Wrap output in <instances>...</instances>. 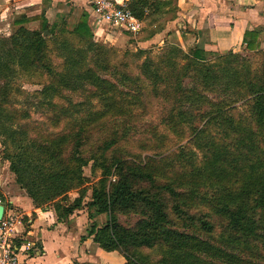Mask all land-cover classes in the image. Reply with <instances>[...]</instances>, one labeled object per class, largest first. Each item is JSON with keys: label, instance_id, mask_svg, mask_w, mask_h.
<instances>
[{"label": "trees", "instance_id": "obj_1", "mask_svg": "<svg viewBox=\"0 0 264 264\" xmlns=\"http://www.w3.org/2000/svg\"><path fill=\"white\" fill-rule=\"evenodd\" d=\"M128 3L144 20L162 1ZM37 19L41 29L26 27ZM14 24L8 37L0 35V94L19 67L41 72L46 82L36 92L40 104L56 113L54 126L64 120L56 130L33 132L13 125L10 115L0 121L3 158L36 206L53 205L59 220L87 207V235L105 250H121L124 264H264V160L247 159L257 139L247 124L264 132V49L257 29L244 33L247 53L167 45L169 50L156 55L138 50L145 56L132 69L112 61L106 46L93 39L85 12L72 28L50 23L44 11L15 15ZM57 26L81 45L61 40L52 49L43 34ZM5 103L0 97V109ZM241 106L247 115L239 118ZM152 107L160 125L179 135L189 130L190 136L173 156L143 160L124 146L164 144L153 121L152 139L136 138L140 109ZM210 124L238 133L234 148L210 136ZM188 144L197 145L202 156ZM89 161L100 178L87 187L83 167ZM88 188L92 198L85 201ZM74 189L79 195L71 197ZM199 202L212 214L189 208ZM101 213L108 219L98 224ZM120 215L132 216V223H123ZM157 246L161 256L155 263L139 251Z\"/></svg>", "mask_w": 264, "mask_h": 264}, {"label": "crops", "instance_id": "obj_2", "mask_svg": "<svg viewBox=\"0 0 264 264\" xmlns=\"http://www.w3.org/2000/svg\"><path fill=\"white\" fill-rule=\"evenodd\" d=\"M160 1L159 9L151 11L142 20L141 33H145L139 39L142 47L160 45L172 39L186 51L191 47H199L209 51L241 52L247 50L243 40L245 31L257 29L260 46L264 49V0ZM42 11L50 23H66L70 28L76 25L85 12L89 24L95 25L97 31L119 40L130 37L128 32L118 29L108 32L105 26L110 24L95 19L90 0H0V28L6 24L12 30L15 14L33 16L40 15ZM38 21L27 23L37 25ZM0 195L23 215L24 222L19 226L21 241L31 240L33 243L29 250L20 254L21 264L126 262V255L121 250H105L93 240V236L87 235L90 221L87 207L78 208L59 220L53 205L34 204L25 189L15 181L9 161H2L1 157Z\"/></svg>", "mask_w": 264, "mask_h": 264}, {"label": "rangeland", "instance_id": "obj_3", "mask_svg": "<svg viewBox=\"0 0 264 264\" xmlns=\"http://www.w3.org/2000/svg\"><path fill=\"white\" fill-rule=\"evenodd\" d=\"M8 17H11V15H9ZM25 25L30 29H41L40 21H38L37 25H34L32 23H27ZM90 26L93 32L92 33L93 39L106 46V48L109 50V53H111L110 54L111 60L125 61L132 69L135 68V63L136 62L141 63V61L144 59L145 56V54L139 55L138 50L140 49H146L147 51L150 50L153 52V54L156 55L163 53V51L169 50L168 49L169 45H177L176 43H174V40L170 39V40H166L160 45L153 44L147 47H142L139 44V39L142 38L141 36L142 34L145 35V33H141L143 28L137 33H131L129 31H125L118 27H112L110 25L105 26V29L108 32H111L112 29L114 30L118 29V30H122L123 32H128V34H130V37L127 38L126 40H119V39H115L112 36H107L100 31H97L96 30L97 27L95 25H92L91 23ZM14 29L15 26H13V29L11 30L8 26H6V24H4L0 28V35H2L3 37H8V35ZM45 31L43 35L48 36L51 39L50 47L52 49L53 48L55 49V45H56L55 43L61 40L73 42V44L77 47L81 45V43L77 40L75 35L70 34L65 30L63 31L61 27L57 26L52 30L51 33H49V30H45ZM55 51L53 52V58L55 60V63L59 64L60 60L57 57ZM243 53H247V52L244 51ZM257 58H259V56H257L256 59ZM45 79H46L45 75L42 74L41 72L24 71L23 68L19 67V70L16 71V73L12 77V81L10 82L8 89L4 93L0 94V97H3L7 101V103L4 104V108L0 109V121L1 118H3L4 116L10 115L12 117L13 125L24 126L25 128L28 127L32 132L35 130L46 131V129L56 130L58 129V127L60 128L64 120L57 126H54V123L57 118L56 113L50 112L46 105L40 104L42 97H40L36 93L37 91L43 88V85L46 82ZM187 81H188L187 83H191L189 82L188 79ZM209 95L211 97L214 96V94L212 93ZM79 97L81 98L80 95H75L73 98L78 100ZM93 103H94V105L92 106L93 109L99 108V105L97 104L96 100H94ZM237 111H240L241 113L240 114L236 112L237 114L236 116H238L239 118H242V116H244L245 114L247 115V108L245 106L239 107ZM158 119H159V114L157 107L156 108L152 107L151 109L144 112L140 109L139 115L137 117V121H139L138 125L140 128L138 134L136 135V138H140L143 140L152 139V135L150 132L152 129V121H153L154 122L153 127L158 128L161 132H163L164 136L161 142H164V144L160 146V143L157 141L149 145L145 143H141L140 145L137 146L134 145V143L136 142H131L133 144L130 145L128 142L125 144L124 148L128 149L130 155L134 157L139 156L140 159L143 160H145L147 156L159 157L167 153H170V155L173 156V152L177 151L180 146L187 144V141L189 140V136H190L189 130H185L182 135L173 133L164 124L160 125V123L157 122ZM247 125H249L255 132V138L257 136L256 146H253L255 148L254 153L250 152L252 157L247 159H251V158L256 159L257 157H259L261 160H264V132L259 133L258 130L260 129L252 123H248ZM208 134L214 137L215 140L219 143H227L231 148H234L232 142L234 141L233 139L238 135V133H236L235 131L229 130L228 132L224 130L222 127H219L217 124L209 125ZM234 143L235 142H233V144ZM187 146H188L187 149L193 148L197 152L198 156H202L203 152L197 147V145L188 144ZM0 157L2 161L7 160L3 158L2 144L0 148ZM83 171H84V175H86L88 179L84 184L87 187H90L100 178V170L93 169L92 161H89V163L83 167ZM69 194L71 197H76L79 195V192L77 189H74L70 191ZM91 198H92V189L88 188L85 196V201H89ZM189 208L197 213L206 212L212 214L211 210L206 206V204L202 202L195 203L191 205ZM119 218L123 223H132L133 221L132 216L120 215ZM107 219H108L107 214L101 213L100 215L97 216V223L103 224L104 222H106ZM212 221L214 222L215 225L221 223V219L215 216L212 218ZM218 231H219V227L216 228V233ZM139 251L144 255H146L151 263H155V260H158V258L161 256V248L159 246L153 248H141L139 249Z\"/></svg>", "mask_w": 264, "mask_h": 264}, {"label": "built area", "instance_id": "obj_4", "mask_svg": "<svg viewBox=\"0 0 264 264\" xmlns=\"http://www.w3.org/2000/svg\"><path fill=\"white\" fill-rule=\"evenodd\" d=\"M95 19L108 23L131 33L139 32L143 21L129 8V0H90ZM4 198L0 195V203ZM23 215L8 203L0 219V264H21L20 254L29 250L31 240L21 241L19 226L23 224Z\"/></svg>", "mask_w": 264, "mask_h": 264}, {"label": "water", "instance_id": "obj_5", "mask_svg": "<svg viewBox=\"0 0 264 264\" xmlns=\"http://www.w3.org/2000/svg\"><path fill=\"white\" fill-rule=\"evenodd\" d=\"M45 32H47V31H45ZM6 205H7V201L5 199L2 200L1 203H0V219L3 216V212H4V209H5Z\"/></svg>", "mask_w": 264, "mask_h": 264}]
</instances>
